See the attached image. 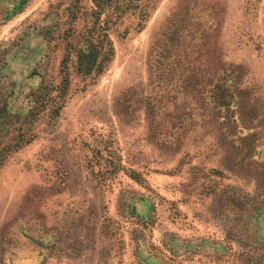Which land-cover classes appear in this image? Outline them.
<instances>
[{
	"label": "rangeland",
	"instance_id": "374dc122",
	"mask_svg": "<svg viewBox=\"0 0 264 264\" xmlns=\"http://www.w3.org/2000/svg\"><path fill=\"white\" fill-rule=\"evenodd\" d=\"M0 264H264V0H0Z\"/></svg>",
	"mask_w": 264,
	"mask_h": 264
},
{
	"label": "trees",
	"instance_id": "16d2710c",
	"mask_svg": "<svg viewBox=\"0 0 264 264\" xmlns=\"http://www.w3.org/2000/svg\"><path fill=\"white\" fill-rule=\"evenodd\" d=\"M85 40L84 46H72L71 49L75 50L80 69L85 72L92 73L93 71L100 70L101 61L99 57L102 55L100 45L93 43L87 36L82 37ZM88 39V40H87Z\"/></svg>",
	"mask_w": 264,
	"mask_h": 264
}]
</instances>
